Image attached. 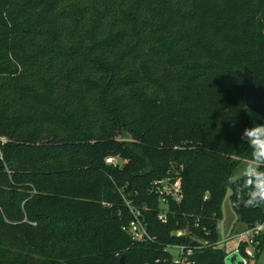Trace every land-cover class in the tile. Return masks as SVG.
I'll use <instances>...</instances> for the list:
<instances>
[{
  "label": "trees",
  "instance_id": "trees-1",
  "mask_svg": "<svg viewBox=\"0 0 264 264\" xmlns=\"http://www.w3.org/2000/svg\"><path fill=\"white\" fill-rule=\"evenodd\" d=\"M244 66L264 104V0H0V264H169L157 244L187 243L170 233L197 218L220 239L227 193L238 222L259 221L257 180L232 179L264 121ZM179 167L161 224L148 191ZM119 191L148 208L155 244L121 231Z\"/></svg>",
  "mask_w": 264,
  "mask_h": 264
},
{
  "label": "built area",
  "instance_id": "built-area-1",
  "mask_svg": "<svg viewBox=\"0 0 264 264\" xmlns=\"http://www.w3.org/2000/svg\"><path fill=\"white\" fill-rule=\"evenodd\" d=\"M122 141H132L131 139H121ZM106 165H115L117 159L114 157L105 158ZM241 164L248 167V170L242 175L247 178L257 180L255 190V204L261 207L262 217L252 225H244L243 228L233 235L224 239H208L210 231L200 226L199 218L195 219L184 229L172 231L170 236L174 239H184L187 243L157 244L161 246L162 252L168 256L169 264H195L194 255L203 249L212 248L226 250L230 248L226 257L230 254L235 257L236 264H255L257 254L264 245V163H257L251 160H242ZM179 167L177 171L169 170L164 177L153 181L150 185L148 194L156 199V213L154 220L166 224L171 213L172 205H179L183 200V190L180 179ZM260 185V186H259ZM123 201L126 216L123 217L121 211L117 215L125 218L127 221L121 226V231L128 236L132 243L149 242L155 244L154 238L149 233V226L146 218L148 208L143 206L137 208L132 200L128 199L122 191H119ZM207 199V194L204 200ZM159 260L156 261L158 263Z\"/></svg>",
  "mask_w": 264,
  "mask_h": 264
},
{
  "label": "rangeland",
  "instance_id": "rangeland-1",
  "mask_svg": "<svg viewBox=\"0 0 264 264\" xmlns=\"http://www.w3.org/2000/svg\"><path fill=\"white\" fill-rule=\"evenodd\" d=\"M256 117L257 116H255V118ZM262 124H264V121H262ZM3 142H4V140L2 139V141H0V143L3 144ZM247 170H248V167H246L242 164H239V166L237 167V169L235 170V172L232 175V179H236L238 177H241ZM228 194L229 193H227V196L225 197V199L222 203V206H221L222 217L219 221V225L217 228V233H218L220 239H224L225 237L233 235L236 232H239L243 228V225L237 221L238 220L237 217L235 216V214L231 210L229 200H228ZM224 260L226 261V264H230L233 260L235 262L236 259H235V257H233L232 254H230L229 256L225 257ZM256 264H264V245L259 251V259L256 262Z\"/></svg>",
  "mask_w": 264,
  "mask_h": 264
},
{
  "label": "water",
  "instance_id": "water-1",
  "mask_svg": "<svg viewBox=\"0 0 264 264\" xmlns=\"http://www.w3.org/2000/svg\"><path fill=\"white\" fill-rule=\"evenodd\" d=\"M236 74L240 77L245 85V107L255 116L264 120V104L259 101L258 93L252 79L251 71L244 66L242 71L237 70ZM124 256L120 258V263H123ZM230 264H236L234 260Z\"/></svg>",
  "mask_w": 264,
  "mask_h": 264
},
{
  "label": "clouds",
  "instance_id": "clouds-1",
  "mask_svg": "<svg viewBox=\"0 0 264 264\" xmlns=\"http://www.w3.org/2000/svg\"><path fill=\"white\" fill-rule=\"evenodd\" d=\"M241 139L244 140L246 144L256 141L261 142L254 144L257 153L256 162L264 163V147H262V144H264V124L254 123L252 127L246 128Z\"/></svg>",
  "mask_w": 264,
  "mask_h": 264
}]
</instances>
